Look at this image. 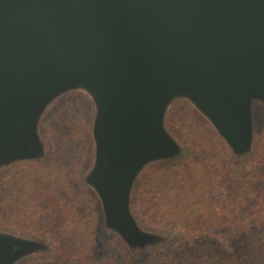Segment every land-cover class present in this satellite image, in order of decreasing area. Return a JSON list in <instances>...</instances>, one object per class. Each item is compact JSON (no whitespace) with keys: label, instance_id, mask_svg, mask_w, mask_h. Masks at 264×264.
Listing matches in <instances>:
<instances>
[{"label":"water","instance_id":"obj_1","mask_svg":"<svg viewBox=\"0 0 264 264\" xmlns=\"http://www.w3.org/2000/svg\"><path fill=\"white\" fill-rule=\"evenodd\" d=\"M72 89L95 104L85 179L105 225L131 248L152 245L131 193L147 163L181 151L165 125L174 99L191 101L235 154L252 147L264 0H0V168L43 154L42 114ZM41 246L0 232V264Z\"/></svg>","mask_w":264,"mask_h":264},{"label":"trees","instance_id":"obj_2","mask_svg":"<svg viewBox=\"0 0 264 264\" xmlns=\"http://www.w3.org/2000/svg\"><path fill=\"white\" fill-rule=\"evenodd\" d=\"M57 111L55 117H59L60 110ZM61 120L58 126L52 123L48 134L55 143L63 145L67 138H75V133L64 126L63 117ZM182 141L189 148L173 164L184 167L177 174L179 180L164 187L159 181V171L171 173L172 166L150 168L142 177L148 183L141 186L142 202L137 201V205L145 207L153 202L152 198L163 194L164 204L153 202L142 214L148 227L179 233L163 249L145 251L146 247H127L110 228L106 226L109 230H104L96 199L86 189L77 188L74 171L70 172L73 177L66 178L67 188L62 194L45 192L43 185L50 179L48 176L54 179L58 175L52 171L51 164L25 163L7 181L0 182V225L30 235L34 231L54 233L57 251L43 259L49 260L48 264H264V132L256 138L254 153L244 160H232L223 143L201 125L186 127ZM198 152H208L209 156L201 160L196 158ZM83 156L85 159L86 150ZM82 162L75 159L74 164L78 167ZM197 168L206 173L202 189L209 196L214 190L222 193L212 196L202 206L196 204L200 183ZM165 190L171 195L169 199ZM49 200H60L67 205L62 209L65 219L59 223V219L46 222L41 217L45 208L40 201ZM53 208L52 203L47 207L57 214ZM68 215L71 220H67ZM25 264H41V261L32 258Z\"/></svg>","mask_w":264,"mask_h":264},{"label":"rangeland","instance_id":"obj_3","mask_svg":"<svg viewBox=\"0 0 264 264\" xmlns=\"http://www.w3.org/2000/svg\"><path fill=\"white\" fill-rule=\"evenodd\" d=\"M66 105H69L67 108H64ZM64 108V109H63ZM258 108H262V110L258 111ZM63 109V110H62ZM59 111V117H55L54 112ZM61 117L64 118L66 124L65 127H69V129L75 133V138H67L63 145L61 142L55 143L53 138L49 136L48 130L50 129L52 123L53 125H60L62 123ZM95 117V104L91 97V95L82 89H72L64 91L59 94L50 104L46 107L45 111L42 114L40 123H39V135L44 145V152L41 156L36 157L34 159L27 160H17L10 162L8 164L3 165L0 168V182L7 181L8 176L13 173V171L18 170L25 163H34L37 165H46L52 168V171L55 174H58L54 179L48 176L46 182L43 185V189L45 192L47 190L52 191L53 193L62 194L63 190L67 188L66 178L69 177L70 172L74 171V183L77 188L86 189L95 199L96 203L100 208V216H101V225L104 230H109L106 228L105 219L102 209V204L99 199V196L95 192V190L87 183L86 175L91 169L95 157V140L93 137V122ZM194 125H201L204 129L211 133L212 137L214 136L216 139L218 138L225 149L227 150L229 157L232 160H244L250 155H252L256 149V138L262 132H264V105H255L253 110V128H254V139L251 149L244 154H235L232 149L228 146L225 140L220 136L216 128L213 124L195 107V105L186 98H176L170 104L168 111L165 117V125L167 130L175 137V139L180 143L181 151L180 153L172 158L151 161L145 165L142 171L137 176L131 193V211L135 216L138 223L145 228L148 232H151L157 236V241L152 245L146 247L145 251L163 249L169 243H171L174 239L179 236V233L174 230L168 229H159L148 227L143 218V212L149 209L153 202L164 204L166 201L163 198V194H159L158 197L152 198L153 202L147 203L145 207L143 205L138 204L137 201L141 203L142 200L139 198V193L142 185H148L146 181L143 182L142 177L145 175L150 168H156L160 170V168H167V165H171L172 169L169 171H164L161 169L159 171V181L164 187H167L168 184L173 182V184L179 180L178 173H182L184 167L174 166L173 164L179 162L184 154L189 148L184 145L185 143L182 141L184 130L186 127ZM78 133H81V139H78ZM61 150V151H60ZM86 150V158L84 159L83 151ZM63 153V154H60ZM209 156L208 152H198L196 158H201V160L206 159ZM190 158V157H189ZM75 159L79 161L83 160V162L76 167ZM191 161V160H190ZM209 162V161H208ZM186 163V162H185ZM184 163V164H185ZM189 163V160H188ZM198 163V162H197ZM186 165V164H185ZM170 166V167H171ZM78 168V169H76ZM78 171V173H77ZM198 172L197 177L199 178V184L196 192V204L199 206L203 205V202L207 201L209 198L220 196V190H214L209 196L207 192L202 189V183L205 181L204 176L205 172L201 168H197ZM162 172V173H161ZM164 172V173H163ZM196 177V174H195ZM166 198H170L171 195L165 190ZM250 195L253 196L254 193L250 192ZM147 198V197H145ZM52 203L57 211V214L51 213L47 207ZM42 207L45 208V211L42 212L41 217L46 222H54V219H59L58 223L61 219H65V215L63 214V207H67L64 202L60 200L55 201H40ZM67 220H71L70 215H68ZM113 234H115L122 243L127 246L126 242L117 234L115 231L110 230ZM0 232L14 234L16 236H21L25 238H31L39 241L42 246L31 252L28 255L20 257L15 260L12 264H25L29 259L39 258L41 264H48L49 260H43L44 258H48L50 255L54 254L57 249H55V244L53 242V235L50 233L49 235H45L39 231L35 232L34 235H30L25 231H18L10 227H4L0 225ZM77 234L81 238V233L77 232ZM69 240V239H67ZM128 247V246H127Z\"/></svg>","mask_w":264,"mask_h":264}]
</instances>
